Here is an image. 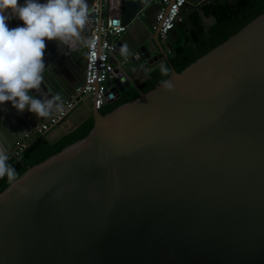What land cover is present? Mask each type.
I'll use <instances>...</instances> for the list:
<instances>
[{
  "label": "water",
  "instance_id": "water-1",
  "mask_svg": "<svg viewBox=\"0 0 264 264\" xmlns=\"http://www.w3.org/2000/svg\"><path fill=\"white\" fill-rule=\"evenodd\" d=\"M87 3L86 36L95 17L126 27L105 105L138 88L144 68L169 63V37H159L156 0ZM200 7L188 2L181 15L196 9L208 30ZM85 52L46 41L45 81L29 94L74 97ZM167 79L174 91L158 85L106 115L88 94L42 135L54 142L93 119L84 139L0 193V264H264V13ZM26 113L0 135L9 157L48 118Z\"/></svg>",
  "mask_w": 264,
  "mask_h": 264
},
{
  "label": "clouds",
  "instance_id": "clouds-1",
  "mask_svg": "<svg viewBox=\"0 0 264 264\" xmlns=\"http://www.w3.org/2000/svg\"><path fill=\"white\" fill-rule=\"evenodd\" d=\"M92 8L87 0H0V105L10 102L18 113L26 108L40 118H47L64 110V99L51 88L48 95L35 98L30 90L37 93L45 81L46 64L44 53L46 41H59L69 51L88 49L85 57L91 58L95 40L86 36ZM19 19L23 26L10 29L7 21ZM127 60L132 53L127 44L119 49ZM162 76L168 77L172 70L161 62L157 65ZM146 75L155 71L144 68ZM165 92L174 91L170 79L159 81ZM10 157L3 143H0V179L7 177L11 185L17 182L16 169L8 163Z\"/></svg>",
  "mask_w": 264,
  "mask_h": 264
},
{
  "label": "trees",
  "instance_id": "trees-1",
  "mask_svg": "<svg viewBox=\"0 0 264 264\" xmlns=\"http://www.w3.org/2000/svg\"><path fill=\"white\" fill-rule=\"evenodd\" d=\"M200 10L204 18L214 19L215 23L205 30L197 10L191 11L174 27L175 36L169 39V63L167 66L180 73L188 65L205 55L229 37L241 30L249 22L264 13V0H211L204 1ZM159 69L151 72L148 78L138 87L130 88L116 100L100 108L101 115H106L117 107L134 101L140 94L147 93L160 85L159 81L167 79ZM93 126V119L88 118L71 131L66 132L54 142L39 137L27 145L18 156H11L10 163L18 174L22 175L49 157L56 155L65 147L84 139ZM10 184L7 177L0 179V193Z\"/></svg>",
  "mask_w": 264,
  "mask_h": 264
},
{
  "label": "built area",
  "instance_id": "built-area-1",
  "mask_svg": "<svg viewBox=\"0 0 264 264\" xmlns=\"http://www.w3.org/2000/svg\"><path fill=\"white\" fill-rule=\"evenodd\" d=\"M161 5V10L156 16V25L160 24L159 37L166 42L168 35L174 31L177 23L182 21L181 10L189 0H156ZM168 10L166 11V8ZM97 14V10L94 11ZM153 27V29H156ZM126 27L114 25L112 19L99 20L97 17L93 21L91 38L95 40V49L91 58L85 57L84 81L79 88L75 90V96L64 102V110L55 113L37 125L33 132L26 135L24 140L17 145L12 156L18 157L28 144L35 139L42 137L50 128L62 120L74 106L88 94L96 92L95 107L97 110L105 103L104 83L113 73V65L110 58L115 52L116 40L125 32ZM88 49H86V52ZM85 52V53H86Z\"/></svg>",
  "mask_w": 264,
  "mask_h": 264
},
{
  "label": "crops",
  "instance_id": "crops-1",
  "mask_svg": "<svg viewBox=\"0 0 264 264\" xmlns=\"http://www.w3.org/2000/svg\"><path fill=\"white\" fill-rule=\"evenodd\" d=\"M204 1L205 0H189V2H191L195 6H200ZM20 3L21 2L19 0V4ZM195 10L196 9H189L186 15H181L182 19H186L189 13ZM204 19H206V23H208V28L212 26V24H214L212 23L210 18H204ZM7 23H8V27L9 26L14 27V26L20 25L19 19H16V18L10 19L9 21H7ZM174 36H175V32H172L171 37L169 39L173 38ZM26 111H27V108L22 113H18L16 109L12 107L10 102H6L4 105H0V135L4 136L5 133H8V131H10L14 125H17L23 122V119H25L27 115ZM83 113H84V110L82 109L78 114H76V116L74 115L72 117V120H76L79 116L83 115Z\"/></svg>",
  "mask_w": 264,
  "mask_h": 264
},
{
  "label": "flooded vegetation",
  "instance_id": "flooded-vegetation-1",
  "mask_svg": "<svg viewBox=\"0 0 264 264\" xmlns=\"http://www.w3.org/2000/svg\"><path fill=\"white\" fill-rule=\"evenodd\" d=\"M171 33L168 35L169 38L171 37ZM165 52L169 55V51H168V48L167 47H165ZM83 63H84V59H83Z\"/></svg>",
  "mask_w": 264,
  "mask_h": 264
},
{
  "label": "rangeland",
  "instance_id": "rangeland-1",
  "mask_svg": "<svg viewBox=\"0 0 264 264\" xmlns=\"http://www.w3.org/2000/svg\"><path fill=\"white\" fill-rule=\"evenodd\" d=\"M165 47H167L168 48V46H165ZM168 51H169V49H168ZM170 53V52H169Z\"/></svg>",
  "mask_w": 264,
  "mask_h": 264
}]
</instances>
